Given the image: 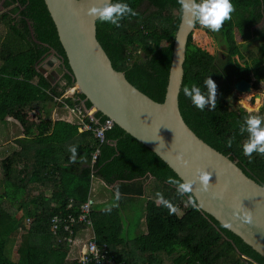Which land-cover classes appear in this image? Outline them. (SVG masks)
I'll return each mask as SVG.
<instances>
[{
	"label": "trees",
	"instance_id": "obj_1",
	"mask_svg": "<svg viewBox=\"0 0 264 264\" xmlns=\"http://www.w3.org/2000/svg\"><path fill=\"white\" fill-rule=\"evenodd\" d=\"M123 2L139 15L125 17L120 27L98 20L97 38L113 66L161 103L181 21L180 7L177 0ZM232 3L235 11L220 31L196 25V29H205L223 41L224 65L198 46L192 34L189 36L180 110L201 140L238 161L248 176L264 184V155L254 153L249 158L242 150L247 133L241 134L240 126L251 113L242 107L233 109L229 93L242 79L253 81L256 87L264 82L263 59L256 58L253 69L249 60L257 55L242 50L247 42L259 38L264 56V0ZM1 27L0 121H18L25 138L16 141L19 150L1 163L5 194L0 195V264H78L70 256V232L65 226L69 215L78 219L80 207L91 195L93 177L103 180L106 186L114 185L116 203L120 205L100 209L96 204L91 212L97 241L107 244L115 258L134 264H264L263 255L202 212L193 195L195 206L189 194L180 196L169 178L181 179L136 138L115 125L100 143L92 130L81 131L77 124L51 117L56 108L64 106L55 97L73 87L75 81L45 0H0ZM53 55L62 60L64 85L54 84L42 71ZM209 76L217 84V107L201 111L184 95L183 88L196 83L203 89ZM77 95L86 98L82 93ZM66 102L74 106L72 98ZM85 104L92 106L88 100ZM34 110L42 113L41 123L31 120ZM96 117L101 122L107 119L101 113ZM230 138L231 146L227 143ZM72 145L77 146L76 163L70 162L68 149ZM98 148L100 155L92 167V155ZM145 180L149 186H145ZM157 192L176 207L175 213H170L162 202L157 205ZM25 196L14 212L3 205L4 200L19 202ZM139 199L145 203L139 224L145 219L147 231L127 240L123 237L122 208ZM56 216L64 219L57 232ZM73 226L79 230L84 225ZM17 236L21 240L12 251Z\"/></svg>",
	"mask_w": 264,
	"mask_h": 264
},
{
	"label": "water",
	"instance_id": "obj_2",
	"mask_svg": "<svg viewBox=\"0 0 264 264\" xmlns=\"http://www.w3.org/2000/svg\"><path fill=\"white\" fill-rule=\"evenodd\" d=\"M98 0H45L66 51L78 93L92 105L89 112L101 113L130 136L154 152L181 179L195 178L203 167L211 173L207 192L195 191L197 205L257 252L264 256V184L248 176L238 161L215 150L197 136L185 122L179 104L189 36L196 29L180 21L175 33L172 61L163 102H157L129 81L97 38V19L88 8ZM146 6L143 7L145 10ZM55 63L56 70L50 71ZM55 84L65 75L62 60L53 55L42 68ZM240 92L254 90L248 79L236 82ZM257 97H262L258 93ZM182 155L183 159L179 158ZM189 161L185 164L184 161ZM222 193L223 198L214 195ZM251 213V223L239 218ZM239 213V215L237 214ZM249 258L248 256H245ZM258 264V263H257Z\"/></svg>",
	"mask_w": 264,
	"mask_h": 264
},
{
	"label": "clouds",
	"instance_id": "obj_3",
	"mask_svg": "<svg viewBox=\"0 0 264 264\" xmlns=\"http://www.w3.org/2000/svg\"><path fill=\"white\" fill-rule=\"evenodd\" d=\"M177 3L180 7L183 25L189 28L199 25L213 32L220 31L225 22L231 19V15L235 11V5L232 3V0H177ZM88 14L100 22H107L116 27L121 26V21L125 17L139 15L137 11L128 3L123 2V0H115V2L114 0H98V2H94L88 8ZM183 92L191 100L192 104L201 111L206 107L209 110L217 107V84L211 76L204 80L203 89L196 83H192L190 86L185 85ZM240 133H247V138L242 143V150L245 156L252 158L254 153L264 155V116L258 114L246 115L240 126ZM227 143L231 146L232 139L230 138ZM68 150L71 153L70 162L76 163L77 146H69ZM179 158L183 159L182 155ZM184 163L188 164L189 161L185 160ZM210 180L211 173L203 167L196 168L195 178L193 179L176 180L171 177L169 178V182L176 186L177 193L180 196L189 194L193 206H195V200L192 199L194 185L199 182V188L195 191L207 192L211 187ZM101 181L106 185L103 180ZM214 195L219 196L221 199L223 198L222 193H214ZM156 197L158 206L162 202L163 206L168 208L170 213L177 211L176 207L169 200L165 199L162 193L157 192ZM237 214L239 215V213ZM239 218L245 223H251L250 212H244Z\"/></svg>",
	"mask_w": 264,
	"mask_h": 264
},
{
	"label": "built area",
	"instance_id": "obj_4",
	"mask_svg": "<svg viewBox=\"0 0 264 264\" xmlns=\"http://www.w3.org/2000/svg\"><path fill=\"white\" fill-rule=\"evenodd\" d=\"M71 88L73 87L68 88L61 96L55 97V100L64 104L63 108H60L63 111L62 115L57 113L59 110L58 108L54 110L55 115L58 116L55 121L64 120L77 124L82 127L81 131L92 130L100 143H103L105 140V133L115 126L114 122L110 119L101 122L100 119L96 117L97 113L88 111L81 97L77 95L78 91L76 87L73 92L70 91ZM68 98H72L74 106L66 102ZM30 117L32 121L41 123L43 115L40 111L34 110L32 114H30ZM87 120H90V123H88ZM99 155L100 149L98 148L92 155V167L95 165ZM95 179L96 178L93 177V181ZM95 204L96 202L94 199L89 196L87 202L80 207V214L77 220L75 216L69 215V221L66 223L67 225L65 227L66 230L70 232L69 241L71 246V257L76 258L78 264H134L126 260L115 258L110 252L107 244H101L97 241L91 219L92 208ZM72 207L73 205L71 204L69 209ZM63 222L64 219L62 216H56L54 218L55 232L58 231L60 224ZM76 224H82L84 226L76 230V227L73 226Z\"/></svg>",
	"mask_w": 264,
	"mask_h": 264
},
{
	"label": "rangeland",
	"instance_id": "obj_5",
	"mask_svg": "<svg viewBox=\"0 0 264 264\" xmlns=\"http://www.w3.org/2000/svg\"><path fill=\"white\" fill-rule=\"evenodd\" d=\"M3 1V0H2ZM261 27V25L259 26ZM0 31H3V27L0 28ZM198 31L202 32L206 38H208V43H202L199 41L196 37L198 34ZM216 34V33H215ZM193 41L200 46L201 48L209 51L210 53L214 54L217 57V60L221 65H224V61L221 60L225 58L223 56V53L225 52V46L223 44V41H221L218 37L216 38L215 35L211 34L205 29H195L193 32ZM210 39V40H209ZM261 39L256 38L250 42H247L245 45L242 46V50L244 53L248 52V50H252L255 55H257L255 58H250L249 63L251 64V67L255 68V59L256 58H262L264 61V56H262V49H261ZM239 59V57L237 56ZM74 87V86H73ZM76 87V86H75ZM230 99L233 103V109H238L239 107L244 108L246 111H248L251 114H258L260 115L264 109V82L261 83L259 87L254 86V90L250 92H240L235 87H233L230 91ZM258 93H262V97H257ZM248 97L249 102L247 103V106L244 104V100H247ZM57 111L58 114L62 115L63 111L58 108ZM264 114V112H263ZM264 116V115H263ZM51 117L54 120H57L55 112L53 111V114ZM11 120V119H10ZM14 125L12 122H7L5 125L6 132H10V126ZM15 128H18V126L14 125ZM21 133V131H15V137L18 136V134ZM0 181L4 184V174L2 171V165L0 164ZM145 186H149L148 181H144ZM5 186V184H4ZM4 189L0 188V194H4ZM115 191L113 189H110L104 185L103 182H101L100 179H95L93 181V190H92V197L94 201L97 203V207L102 208H109L116 205V207L120 206L119 203H116L115 198ZM26 196L23 197L19 202H13L9 200H4L6 209H8L10 212L16 211V207L20 206V202L25 200ZM107 201V202H106ZM106 202V203H105ZM16 204V205H13ZM100 204V205H98ZM144 199H139L136 204H128L126 207L123 206L122 208V220L124 223V230L123 237L127 240H133L135 237H137L140 233L146 230V223L145 219L141 220V223L139 224V217L140 213L142 211V205L144 207ZM25 205V204H24ZM20 208V207H19ZM178 213L182 215V210H179ZM21 238L20 236H17L15 238V242L12 245V251L16 249V246L19 245ZM72 256V254H70Z\"/></svg>",
	"mask_w": 264,
	"mask_h": 264
},
{
	"label": "crops",
	"instance_id": "obj_6",
	"mask_svg": "<svg viewBox=\"0 0 264 264\" xmlns=\"http://www.w3.org/2000/svg\"><path fill=\"white\" fill-rule=\"evenodd\" d=\"M10 119H7V121L5 122L0 121V164L2 163V161L7 159L14 152L19 150V147L16 144V141L19 139L25 138V135L23 134V128L20 125V123L13 118H10ZM7 122H12L14 125L18 126V128H15L14 125H12L10 126V132H6L5 125ZM15 131H18V132L21 131V133H19L18 136L15 137L16 136ZM4 184L0 181V188H3L5 190ZM110 187H114V185L108 186V188ZM4 194H5V191H4ZM4 194H0V195H4ZM48 195H50V193H48Z\"/></svg>",
	"mask_w": 264,
	"mask_h": 264
},
{
	"label": "bare ground",
	"instance_id": "obj_7",
	"mask_svg": "<svg viewBox=\"0 0 264 264\" xmlns=\"http://www.w3.org/2000/svg\"><path fill=\"white\" fill-rule=\"evenodd\" d=\"M196 37H197V39H198L199 41H201L202 43H208V38H206L205 35H204L202 32L198 31V34L196 35ZM209 40H210V39H209ZM74 88H75V87L71 88L70 91L73 92ZM249 99H250V98L248 97L247 100H244V104H245L246 106H247V103L249 102ZM247 107H248V106H247Z\"/></svg>",
	"mask_w": 264,
	"mask_h": 264
},
{
	"label": "flooded vegetation",
	"instance_id": "obj_8",
	"mask_svg": "<svg viewBox=\"0 0 264 264\" xmlns=\"http://www.w3.org/2000/svg\"><path fill=\"white\" fill-rule=\"evenodd\" d=\"M45 64H46V63H45ZM45 64H44V66H45ZM58 65H59V64L55 63L54 66L50 67L49 72H50V71H53V70H56V67H57ZM44 66H43L42 68H44ZM64 76H65V75H62L57 81L60 82L61 84H65L66 82L63 80ZM58 82H57V83H58ZM55 84H56V83H55ZM254 85H255V84H254Z\"/></svg>",
	"mask_w": 264,
	"mask_h": 264
}]
</instances>
